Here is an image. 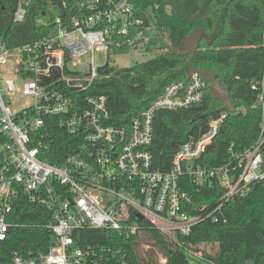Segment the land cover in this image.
I'll return each mask as SVG.
<instances>
[{
  "label": "built area",
  "instance_id": "1",
  "mask_svg": "<svg viewBox=\"0 0 264 264\" xmlns=\"http://www.w3.org/2000/svg\"><path fill=\"white\" fill-rule=\"evenodd\" d=\"M73 3L71 17L57 18L54 30L43 38L12 51L0 44V244L16 226L12 217L21 197L51 212L45 226L53 236L47 252L27 257L14 252L11 264H128L120 250L93 243L85 232L130 238L151 226L188 237L202 223L219 222L225 205L264 180V71L251 82L258 96L254 107L261 111L253 146L231 150L219 167L201 166L199 159L228 117L219 112L204 134L179 145L169 171L163 172L151 152L154 116L202 104L205 80L195 74L189 83L171 84L128 127L112 125L107 98L83 94L108 63L112 46H121L115 36H128L127 26L141 22L133 20L129 0ZM25 16L20 5L14 19L23 22ZM87 54L92 63L84 73L77 69V59ZM96 54L105 55L103 65L94 63ZM4 67L11 68V78H3ZM49 118L55 121L47 127ZM53 127L76 139L73 153L61 164L48 160ZM214 183L223 192L219 200L191 214L187 184L199 191ZM178 245L193 264L205 261L201 250Z\"/></svg>",
  "mask_w": 264,
  "mask_h": 264
},
{
  "label": "trees",
  "instance_id": "2",
  "mask_svg": "<svg viewBox=\"0 0 264 264\" xmlns=\"http://www.w3.org/2000/svg\"><path fill=\"white\" fill-rule=\"evenodd\" d=\"M23 1L0 0V44L10 51L50 34L56 19L70 18L72 7L76 5L73 0ZM129 1L133 20L141 24L128 25V36L116 35L114 40L121 46H112L110 55H125L132 50L131 38L152 24L149 10L154 26L170 36L174 51L128 68L115 67L108 61L83 95L105 96L111 124L128 127L168 86L190 82L187 77L189 57L180 55L177 50L181 47V37L200 27L205 30L210 44L203 41L205 49L196 53L193 66L214 74L230 89L236 111L228 113L218 135L198 162L201 166L219 167L230 159L231 150L241 152L251 148L260 135L261 111L254 107L258 96L251 89V82L259 79L264 71V0ZM20 5L26 9V16L23 22H16L14 16ZM206 85L202 104L187 109L160 110L155 114L151 152L155 167L161 171H169L180 144L199 138L207 131L210 120L218 116L223 105L211 98L207 82ZM53 121L54 118L47 119V127ZM51 136L48 160L61 164L73 153L72 144L76 139L54 127ZM187 189L192 197V207L187 208L191 214L203 206L213 207L223 193L216 183L203 186L199 191L193 184H187ZM12 219L16 226L0 244V264H11L14 252L25 257L47 252L53 241L45 226L51 219L47 208L21 197ZM84 236L93 243L120 250L128 264H193L179 242L195 251H200L201 244L216 245L214 255L203 253V264H247L249 261L264 264V180L252 185L246 196L225 205L219 222L202 223L188 237H173L151 226L141 235L130 238L96 230L86 231Z\"/></svg>",
  "mask_w": 264,
  "mask_h": 264
},
{
  "label": "rangeland",
  "instance_id": "3",
  "mask_svg": "<svg viewBox=\"0 0 264 264\" xmlns=\"http://www.w3.org/2000/svg\"><path fill=\"white\" fill-rule=\"evenodd\" d=\"M22 3H26L24 0ZM150 21L152 24L145 30L137 32L133 38H131V44H129L132 50L125 55H110L109 63L118 68H128L136 63L146 62L153 59L155 56L160 54H170L173 49V42L168 34H164L159 31L156 26H154V21L151 15V11H148ZM211 33V31H209ZM204 42L202 43L200 50H204ZM179 51V49L177 50ZM106 57L103 54H96L94 58V63L96 65H103L105 63ZM79 66L77 69L83 71L84 73L90 72V64L92 63V54H87L79 59ZM7 72H11L10 67H4L3 78H11L12 75ZM216 245L212 244H201L200 250L202 253L215 254L217 252ZM203 264V263H194Z\"/></svg>",
  "mask_w": 264,
  "mask_h": 264
},
{
  "label": "water",
  "instance_id": "4",
  "mask_svg": "<svg viewBox=\"0 0 264 264\" xmlns=\"http://www.w3.org/2000/svg\"><path fill=\"white\" fill-rule=\"evenodd\" d=\"M77 12L78 9L75 8L73 10V15L75 16ZM203 41L210 44L207 40L205 30L200 27L195 28L188 36L181 37L179 54L189 57L187 61V77L191 79L195 74L201 76L209 84V94L211 98L215 101H219L223 105L219 112L233 113L236 111V106L231 99L230 89L219 82L214 74L201 71L193 66V60ZM56 75L58 76V73H56ZM45 83L48 84L49 79H45ZM247 264H253V262L249 261Z\"/></svg>",
  "mask_w": 264,
  "mask_h": 264
}]
</instances>
